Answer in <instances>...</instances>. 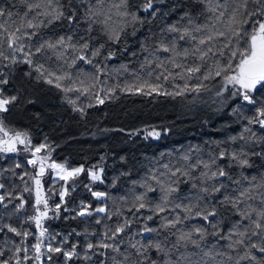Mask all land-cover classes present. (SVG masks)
<instances>
[{
  "label": "snow or ice",
  "instance_id": "6c2138e0",
  "mask_svg": "<svg viewBox=\"0 0 264 264\" xmlns=\"http://www.w3.org/2000/svg\"><path fill=\"white\" fill-rule=\"evenodd\" d=\"M125 53L135 66H110ZM120 94L203 105L219 135L131 179L107 143L73 164L33 134L61 109L92 141L171 131L107 111L89 131ZM0 264H264V0H0Z\"/></svg>",
  "mask_w": 264,
  "mask_h": 264
},
{
  "label": "trees",
  "instance_id": "16d2710c",
  "mask_svg": "<svg viewBox=\"0 0 264 264\" xmlns=\"http://www.w3.org/2000/svg\"><path fill=\"white\" fill-rule=\"evenodd\" d=\"M138 36H140L139 33ZM129 47L130 51H138L139 40L129 38ZM122 62H131L130 66H135L136 58L125 53L109 64L110 66H119ZM48 103L50 108L55 110L60 102L54 93H50ZM105 111L108 113V118L103 121V124L110 127L126 126L132 128L151 123L166 125L171 128V131L162 136L160 140L144 141L142 138H137L134 144H125L119 134H112L111 139L100 138L97 141H92L80 137V133L84 131V126L79 122V118L71 111L61 109L57 113V117L62 119L64 123L53 125L51 120L42 121L39 124L32 122L33 134L39 140L40 129H43V132L49 134L53 141L60 144V147L53 153V157L57 161H63L67 157L73 164L81 162L84 154L81 149L87 150L90 145L93 148H98L100 144L107 143L113 151L128 156L127 168L132 172L131 179H139L145 174L151 159L158 157L161 153H177L187 149L190 145L206 147L204 142L209 137L219 135L214 129L219 128L221 124V119L213 116L207 107L197 105L189 108L180 97L173 99L165 96L146 97L120 94L118 101L106 103L99 109L90 110L89 131L92 130L91 124L95 123L98 117H103ZM206 120L209 122L207 125L204 123ZM53 128H55L54 132L52 131ZM70 137L75 139H69ZM109 163L112 164V161ZM121 167L120 164H116L115 168H110L109 176H114ZM124 187L126 188L127 185ZM59 226L60 222L54 224V227Z\"/></svg>",
  "mask_w": 264,
  "mask_h": 264
},
{
  "label": "rangeland",
  "instance_id": "374dc122",
  "mask_svg": "<svg viewBox=\"0 0 264 264\" xmlns=\"http://www.w3.org/2000/svg\"><path fill=\"white\" fill-rule=\"evenodd\" d=\"M10 162H13V161H9V163H10ZM46 187H47V185H46Z\"/></svg>",
  "mask_w": 264,
  "mask_h": 264
}]
</instances>
